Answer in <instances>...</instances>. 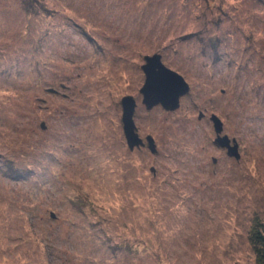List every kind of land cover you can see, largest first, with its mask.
<instances>
[{
  "label": "rangeland",
  "instance_id": "1",
  "mask_svg": "<svg viewBox=\"0 0 264 264\" xmlns=\"http://www.w3.org/2000/svg\"><path fill=\"white\" fill-rule=\"evenodd\" d=\"M156 53L188 85L173 110L142 102ZM254 218L264 0H0V264H258Z\"/></svg>",
  "mask_w": 264,
  "mask_h": 264
},
{
  "label": "water",
  "instance_id": "2",
  "mask_svg": "<svg viewBox=\"0 0 264 264\" xmlns=\"http://www.w3.org/2000/svg\"><path fill=\"white\" fill-rule=\"evenodd\" d=\"M145 62L141 65V69L145 75V80L140 88L143 94L142 102L148 108L160 103L165 109L173 110L178 105V98L180 95L188 90V85L184 78L177 72L166 67L160 59V54L144 56ZM122 106V129L125 140L129 148L141 143V138L136 130V125L133 120V112L135 108V101L132 96L125 95L121 98ZM214 129L219 136L216 137L218 144L226 148L229 156L239 157L237 143L234 139H230L226 134L220 135L223 126L221 120L211 115ZM148 146L153 149L154 140L150 135L146 136ZM232 142V144H231Z\"/></svg>",
  "mask_w": 264,
  "mask_h": 264
},
{
  "label": "trees",
  "instance_id": "3",
  "mask_svg": "<svg viewBox=\"0 0 264 264\" xmlns=\"http://www.w3.org/2000/svg\"><path fill=\"white\" fill-rule=\"evenodd\" d=\"M248 237L256 262L264 264V221L254 218Z\"/></svg>",
  "mask_w": 264,
  "mask_h": 264
}]
</instances>
